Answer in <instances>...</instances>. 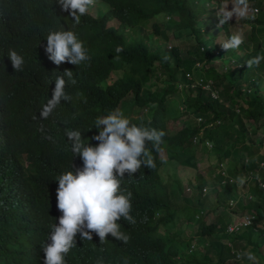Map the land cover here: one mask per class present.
<instances>
[{
	"label": "trees",
	"instance_id": "trees-1",
	"mask_svg": "<svg viewBox=\"0 0 264 264\" xmlns=\"http://www.w3.org/2000/svg\"><path fill=\"white\" fill-rule=\"evenodd\" d=\"M99 1L103 5L98 6L95 0V14L87 12L74 25L73 18L60 11L57 0H0V264H43V245L50 226L58 223L61 215L56 207V179L83 165L79 156H73L66 131L80 130L86 143L97 145L93 139L99 131L95 121L115 110L125 97L128 110L134 107L148 113L129 118L132 124L166 133L155 149L146 142L155 167L142 166L123 178L121 187L132 193L130 214L136 222L121 219L117 223L130 239L125 244L109 234L100 243L95 233L91 241L77 235L66 264H222L230 256L229 247L220 240L222 235L234 246L254 253L256 261L249 264H264V228L254 231L249 226L226 234V221L217 216L204 220L208 209H202L207 198L201 178L192 186L196 207L178 206L158 172L161 151L170 161L194 167L200 144L191 138L201 130L200 139L211 141L214 166L222 163L233 177L253 171L264 180V164H259L264 162V130L257 139L251 137L260 127L264 129V85L259 73L264 59L258 66L244 65L249 57L264 56V50L257 45L249 53L231 55L229 62L233 63L216 69L212 66L218 49L215 35L202 32L203 1ZM250 2L259 4V0ZM213 9L208 10L209 15ZM258 13L246 19L250 40L264 39V14ZM222 19L218 14L216 32L227 31ZM61 25L84 42L89 61L77 66L65 62L57 68L48 59L44 50L47 35L60 30ZM171 37H190L192 41L179 39L183 47L175 42L166 48ZM117 46L123 51L117 53ZM10 49L23 56L22 71L13 70L7 55ZM195 60L208 65L193 69ZM238 61L242 62L239 66ZM65 69L73 72L76 81L72 84L65 77V91L72 99L61 101L43 118L41 112L51 97L55 78ZM192 70H196L194 76L212 79L220 100L200 87H177L186 80L185 72ZM111 72L116 75L108 81ZM177 93L179 105L176 102L173 116L191 114L199 121L182 124L169 133L168 100ZM212 178L218 185L214 204L227 205L236 184L221 183L218 174ZM176 187L175 197L180 194L178 182ZM243 187L251 197L241 198L237 207L264 220V189L255 180ZM181 218L196 222L194 235L207 240L201 247L196 244L189 249L195 238L177 237L175 226Z\"/></svg>",
	"mask_w": 264,
	"mask_h": 264
},
{
	"label": "clouds",
	"instance_id": "clouds-1",
	"mask_svg": "<svg viewBox=\"0 0 264 264\" xmlns=\"http://www.w3.org/2000/svg\"><path fill=\"white\" fill-rule=\"evenodd\" d=\"M200 1L204 2L206 9L210 8L211 10V8H214L212 5L213 0ZM57 2L60 5V11L67 12L73 18L74 25H78L81 17L90 11L89 7L95 3V0H57ZM248 4L256 5L250 0H237L240 15L246 13L249 16H256L259 8L256 14H250L247 12ZM256 6L258 7V5ZM221 13L215 15L213 9V15H209V17L214 16L216 18L214 22L211 21L214 26L217 24L218 14ZM233 14L234 10H226L221 22H227ZM203 17L206 19L205 16ZM248 26L250 29L249 24ZM202 27V32L206 34L208 32L206 30L207 26H205V29L204 25ZM218 32L220 31L213 32L218 46L215 51L216 55L220 53V40L216 39ZM225 36L228 39L220 46L226 51L237 49L244 42L242 32H237L232 36L225 34ZM46 41L45 53L57 68L65 62L77 66L91 59L84 42L77 38L74 31L65 30L62 25L60 30L49 32ZM122 51L121 46L116 47L117 53ZM7 55L13 70L22 71L25 63L23 56L11 49ZM239 55L241 54H233L235 57ZM233 56H230L227 63H233L229 62L232 61ZM167 59L168 57L165 56V60ZM262 59H264V56H256L245 62L244 65L249 68L258 66ZM196 61L200 62L199 68L208 65L204 60L203 62L195 60L194 63ZM241 64L242 62L238 61L236 65ZM193 67L195 69V64ZM194 71L186 72L193 75ZM62 73V75H57L55 78L54 88L51 89V97L41 112L43 118H47L61 101L72 99L65 91L67 85L65 77H68L71 83L75 84L76 81L72 78L73 72L65 69ZM184 76L186 75L184 74ZM95 127L99 131L98 135L93 137L94 140L98 141V144L94 146L82 139L80 130L66 131V137L71 142L72 154L73 156H79L83 165L76 168L75 171L69 170L60 174L56 179L58 181L56 207L61 215L58 218V223L50 226L51 231L48 235V241L43 245V264H66L65 257L76 246L77 235L80 239L91 241L93 239L92 234L95 233L99 237L100 243L106 241L109 234L117 241L125 244L130 239L129 235L121 230V224L117 223L121 219L128 221L130 224L136 222L130 214L132 211V193L121 187L123 178L125 174L131 177L142 166L148 169L155 167L154 159L150 154V150L146 147V142H151L153 149H155L163 143L162 138L166 133L155 128L132 124L129 118L119 109L98 118L95 121ZM193 136H197L196 141H193ZM193 136L191 138L193 143H199L200 146L206 147L202 144V140L205 138L200 139L201 130ZM48 139H51V137H48ZM206 148L210 149L211 146ZM158 158L160 159V154ZM217 165L214 166V169ZM214 169H212V176H215L213 175ZM246 179L244 176L237 177V182L242 186H236V189L242 190L240 197L242 199L246 198L243 195L246 191L243 187ZM232 198L237 200L236 203L239 201L238 197ZM235 206L236 210L240 208L237 207V204ZM242 211L246 210L241 209L240 212ZM241 255L250 261H256V256L251 251L244 252ZM97 264H100V262L98 261Z\"/></svg>",
	"mask_w": 264,
	"mask_h": 264
},
{
	"label": "rangeland",
	"instance_id": "rangeland-1",
	"mask_svg": "<svg viewBox=\"0 0 264 264\" xmlns=\"http://www.w3.org/2000/svg\"><path fill=\"white\" fill-rule=\"evenodd\" d=\"M214 3L212 4L214 6V14L216 15L217 13H221L222 15L226 10L231 11L234 10L233 16L227 21L226 27L227 31H220L216 34V39L220 40V44L222 45L228 38L225 36V34H230L231 36L236 34L237 32H242L244 35V42L241 44L244 46H240L237 49H231V50H224L222 46H220V53L217 55V58L212 61V66L216 69H221L222 66L227 65V60L230 58L231 55L233 54H239L243 51L247 52V50H254V48L259 45L260 48L264 50V39L260 38L258 41L257 40H250L248 37V32H249V26L248 23L246 22V19L249 18L250 16L248 14L240 15L239 9L237 7V3L234 0H213ZM98 6H102L103 3L99 0H97ZM95 4V3H94ZM92 5L89 7L90 13L95 14V5ZM259 10H264V0H259L258 4ZM210 8H207L203 16L206 17V19H202V24L204 25V29L208 31L205 36H209L213 34L215 26L213 25L212 22L216 19L214 16L209 17V12ZM264 12V11H263ZM259 13H261L259 11ZM258 13V14H259ZM262 14V13H261ZM264 14V13H263ZM262 14V15H263ZM158 15L156 16V18ZM212 21V22H211ZM217 22V21H216ZM202 25V26H203ZM185 31V29H184ZM171 35V34H170ZM179 39H185L187 41H192L191 38L189 37H182V38H172L165 43V47H168V44H172L175 42H178V44L183 47L184 45L180 43ZM167 44V45H166ZM186 45V44H185ZM233 51V52H232ZM251 57L247 59L249 61ZM246 61V62H247ZM255 69V68H254ZM259 73L261 74V78L263 82L261 81V84L264 85V63L259 69ZM116 73L111 72L108 77V81L113 79L115 77ZM264 91V89H262ZM179 93L174 94V97H171L170 100H168V111L170 112V115H168L167 118V131L170 133L180 127L182 124H188L194 121H199V118L194 117L193 115H185V114H180V115H174L175 113V107H176V102L179 105L177 96ZM125 97L117 106V109L121 110L123 114L127 118L135 117L138 114H145V116L148 114L147 112L145 113L144 109L142 110H136L134 107L131 108V110H128L130 108L129 101ZM173 116V117H172ZM263 128L260 127V129L257 131V134H251V137L257 139L258 136H261L263 132ZM199 146V145H198ZM197 153V154H196ZM160 154V167H159V173L162 179V182L166 185V188L168 190V194L170 196V199L173 200L176 205H195L196 207V201L194 198V190H193V185L194 183L199 180V178L202 179V183L204 184V191L206 194V198L204 199L203 203V208L202 209H208L207 213L205 214V221H209L213 218V216L219 217V220H222L223 222L228 221L231 219L232 216H234L235 212H240L241 207L238 208L237 210L235 209V206L228 207L227 205H219V204H214V196H215V191L218 188L217 183L215 180H213L212 175L210 173V170L214 169V164L216 162V156L215 153L210 149L204 147V146H199L198 149L196 150L195 154V166L190 167L182 164H178L174 161H170L167 159L165 152L161 151L159 152ZM179 183L180 185V194H178L176 197L174 195L176 187V183ZM193 195V196H192ZM241 195H242V190L236 189L234 192L233 197H238L239 201L241 200ZM245 198H243L244 200ZM242 200V201H243ZM226 206V207H225ZM196 227V222L195 221H184L183 218H181L178 223L175 226V231L178 234L177 237H191L195 238L193 241H195V245L198 244V246L201 247L202 244H204L207 240L206 237H199L194 235ZM195 237H194V236ZM193 236V237H192ZM184 239V238H183ZM220 240L224 242L226 240L225 236H221ZM192 248H196L195 246Z\"/></svg>",
	"mask_w": 264,
	"mask_h": 264
},
{
	"label": "built area",
	"instance_id": "built-area-1",
	"mask_svg": "<svg viewBox=\"0 0 264 264\" xmlns=\"http://www.w3.org/2000/svg\"><path fill=\"white\" fill-rule=\"evenodd\" d=\"M247 12L250 14H256L258 12V7L256 5L248 4V9ZM195 66L198 67L200 66V62L196 61ZM186 80L185 81H180L177 83L178 88L182 87H200L203 90H207L210 95L213 98H219V95L217 93V90L213 87L212 84V79L210 78H202L200 76H193L190 72H186ZM197 136H193V141H196ZM264 143V142H263ZM202 144L205 145L206 147H210L211 143L208 139H203ZM264 146V144H263ZM260 165H263L264 162L261 161L259 163ZM218 174L221 176V183L223 182H232L236 184L237 187H240V185L237 182V177L229 176L228 173L226 172L224 166L222 163H218V165L214 169L213 175ZM246 177V182L253 181L255 180L256 184L264 189V180L255 177V173L253 171H248L246 174L243 175ZM244 197L249 198L251 197L250 193L246 192L243 193ZM236 199L235 198H229L227 201V206L228 207H233L236 205ZM236 207V206H235ZM251 227L254 231H257L259 229L264 228V220L263 219H257L254 213L247 212V211H242V212H235L234 216L231 217L228 221L225 222L224 225V232L226 234H232L236 232H240L244 230L247 227ZM224 243L229 247L230 251V256L228 259H226L225 262L222 264H249L251 261L248 260L246 257L242 256L241 254L244 252H247V250L242 249L239 246H234L230 240H225ZM195 246V242L192 241L190 243L189 249H192V247ZM249 251V250H248ZM252 252V251H251ZM253 253V252H252Z\"/></svg>",
	"mask_w": 264,
	"mask_h": 264
},
{
	"label": "crops",
	"instance_id": "crops-1",
	"mask_svg": "<svg viewBox=\"0 0 264 264\" xmlns=\"http://www.w3.org/2000/svg\"><path fill=\"white\" fill-rule=\"evenodd\" d=\"M257 5V4H256ZM248 51V53H249V50H247ZM252 51H254V50H252ZM242 53L244 54V53H247V52H245V51H243V52H241L240 54L242 55ZM255 53L257 54V51H255ZM249 56H251L250 54H249ZM252 75L256 78L257 77V70L256 69H253V73H252ZM260 76H261V74H260ZM257 80V79H256ZM261 81L263 82V80H262V78H261ZM262 85V84H261ZM257 132V131H256ZM257 134V133H256Z\"/></svg>",
	"mask_w": 264,
	"mask_h": 264
}]
</instances>
